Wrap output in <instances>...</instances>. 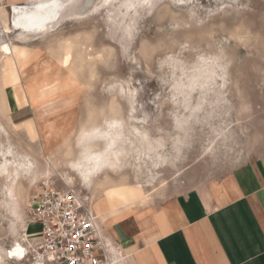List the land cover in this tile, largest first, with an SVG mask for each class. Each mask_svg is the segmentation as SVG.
<instances>
[{
  "label": "rangeland",
  "instance_id": "1",
  "mask_svg": "<svg viewBox=\"0 0 264 264\" xmlns=\"http://www.w3.org/2000/svg\"><path fill=\"white\" fill-rule=\"evenodd\" d=\"M102 2L91 0L85 4L90 7L79 9L80 18L63 21L57 31L20 46L30 58L23 83L35 89L21 115L26 118H10L13 109L2 86L0 62V166L8 149L11 161L28 156L37 169L50 162L58 186L66 187L59 173H67L74 178L72 187L88 197L91 191L70 163L80 154L81 132L105 129L118 119L121 139L129 149L138 147L118 173H110L122 185L121 204L131 201L130 189L140 183L145 204L160 206L182 191H207L238 165L264 156V0H151L147 9L122 8L129 0H110L112 7L94 11ZM122 28L131 29V39ZM7 37L15 40L13 34ZM62 47L76 57L73 72L61 66ZM204 63H215L214 79L201 85L200 77L194 83L197 66ZM54 79L60 91L36 100L40 85ZM188 117L193 119L178 131L177 121ZM31 118L39 131L35 135L28 129L34 119L26 124L27 131L15 124ZM148 140L154 144L149 152L143 149ZM141 149L148 154L136 159L133 153ZM159 161L156 168L153 162ZM43 178L33 181L30 173L21 178V224L9 209L7 180L0 175L3 247L40 229V224H31L29 213L26 226L25 203ZM96 182L95 201L104 193L94 189ZM3 264L28 261L6 259Z\"/></svg>",
  "mask_w": 264,
  "mask_h": 264
},
{
  "label": "crops",
  "instance_id": "2",
  "mask_svg": "<svg viewBox=\"0 0 264 264\" xmlns=\"http://www.w3.org/2000/svg\"><path fill=\"white\" fill-rule=\"evenodd\" d=\"M25 3L0 0V37L9 14ZM26 109L11 110L10 118H26ZM34 118L15 124L27 131ZM145 203L99 215L110 244L107 264H264V156L238 165L207 191H182L160 206Z\"/></svg>",
  "mask_w": 264,
  "mask_h": 264
},
{
  "label": "bare ground",
  "instance_id": "3",
  "mask_svg": "<svg viewBox=\"0 0 264 264\" xmlns=\"http://www.w3.org/2000/svg\"><path fill=\"white\" fill-rule=\"evenodd\" d=\"M90 2L91 0H83L82 2L80 0H30L29 2L28 0L27 4L25 3L20 7H15L14 10L11 12V14H9L11 15L10 19L5 21L4 28L2 27L3 28L2 34L5 37L0 38V62H1L2 78L4 83L3 85L2 84L1 85L2 86L5 85V87L7 88L8 99L10 101V105L12 109L29 104V100L33 99V95L35 91L34 87L31 84L23 83V78L26 73V68L30 58L27 55V52L21 49L20 46L41 40L49 33L57 31L61 27L63 21L80 18L83 15V12H80L79 9L83 8L85 4H89ZM35 4H48L50 5V7H48L47 9L38 10L32 7ZM78 4H82L83 6L78 7ZM29 16H36L38 17L39 20H46V23H39L37 27H32L26 22L25 19L26 17ZM12 21H15V23H13ZM16 23H19L21 27L17 28ZM14 33H16L14 41H12L11 39H6L7 36H9L10 38L11 34ZM5 47H7L8 49L7 51H5ZM62 50H64V52L59 58L61 62V66L63 68L69 69V71L72 68L73 69L78 68L75 62L76 57L73 55V53L67 51L66 48L64 47H62ZM208 63L200 64L197 66L198 72L196 75L193 76L192 79L194 83H196L195 81L197 80L200 81L199 80L200 77H202V80L199 82V84L201 85L207 83L210 80V78L211 79L213 78L214 74L217 72L215 69L216 66L215 63L214 64H208ZM70 72L73 71L71 70ZM203 73L204 74L206 73V75H204ZM76 75L77 74H75V76ZM57 81H58L57 79H54L53 82L50 84L42 83L39 87V96L36 98V100L44 101L46 99H49L53 95H56L61 89L59 84H57ZM214 83L215 82H213V84ZM188 85L190 86V84ZM196 106H199V104ZM28 129L33 135H35L37 132L39 133V131H37L38 128L35 119L33 120V122L30 123ZM123 135H124V131L122 129V123L118 119H115L114 121L110 122L108 127L105 129L100 130L97 126L92 127L90 129L84 128L81 132V140L83 144L80 150V154L75 161L70 162L72 168L74 169L76 174L80 177V180L84 183L86 187L85 189L91 191V195L88 197L93 200L95 197L94 196L95 192L94 191L92 192L94 186L92 183L95 180L96 181L98 180V182L95 183L96 185L94 189L98 190V188H100L104 192L103 198H100L96 201L94 200L93 202V206L98 213V217L99 215H101V213L104 210L106 209L110 210L121 205V199L123 198L122 185L120 183H114L113 179L111 180L110 178V173H118L125 164L126 156L130 154V152L135 153L136 149L138 148L137 146H134L130 148L131 149L130 150L126 146V141L121 139ZM48 138H50L49 134L46 133L45 140H49ZM99 138H102V141H99ZM143 149L145 150L147 149L148 152L154 150L153 142L148 140L147 146ZM143 149L137 152L136 155L133 153L136 159H141V154L146 153V151ZM9 152L11 151L8 149L3 153V156L5 157L4 159L5 161L4 164L2 163L3 165L1 164L2 166H0V175L5 176L7 180L5 186H6V194L9 197V209L12 212V214L15 215L18 220L21 221V224H23V217L21 216L22 210L19 204V199L21 197V190H22L21 178L26 173H30L33 181L37 180L40 175H43L44 178L42 180H46V181L51 180L55 182L53 177H51L53 175L52 174L53 167L50 165L49 162V165H47V167H45L44 169H37L35 167L34 162L30 160L28 156H24L18 161H11L7 156ZM153 152L154 151H152V153ZM161 163L162 162L160 161L155 163L153 162L156 168ZM59 175L60 178L63 180L65 186L72 187L74 185L73 176L67 173L65 174L59 173ZM42 180L35 183V185L31 189L29 198L31 196L32 190L35 187H38V184ZM144 191L145 190L140 185V183L133 185L130 189L131 201L126 204H133L134 202H138V201H141L142 203L145 202L147 200V195L145 194ZM84 197L88 200L93 210L92 203H90L91 202L90 199L85 195ZM29 198L25 203L26 226H27V217L29 212L27 207ZM31 224H35V223H31ZM16 226L17 225H15L14 228H16ZM16 231L18 233V229ZM18 239H16L15 243L10 248H5L0 244V264L5 263L6 259H15V260L25 259L28 261V264H44V261L41 259H38L34 262L26 259L28 245L24 242V240H22L23 242H20V240ZM24 239H25V232H24ZM17 245H19V248L23 249V254L17 256L8 255L9 252L18 251Z\"/></svg>",
  "mask_w": 264,
  "mask_h": 264
},
{
  "label": "built area",
  "instance_id": "4",
  "mask_svg": "<svg viewBox=\"0 0 264 264\" xmlns=\"http://www.w3.org/2000/svg\"><path fill=\"white\" fill-rule=\"evenodd\" d=\"M29 221L40 229L25 233L27 256L44 264H107L110 247L98 215L84 194L42 180L28 202ZM87 225V227H84ZM30 249V250H29Z\"/></svg>",
  "mask_w": 264,
  "mask_h": 264
},
{
  "label": "snow or ice",
  "instance_id": "5",
  "mask_svg": "<svg viewBox=\"0 0 264 264\" xmlns=\"http://www.w3.org/2000/svg\"><path fill=\"white\" fill-rule=\"evenodd\" d=\"M113 5L110 3V0H103L102 3H100L99 8L95 9L94 11H101L104 10L106 8L112 7ZM151 0H129V2L121 5L122 8H128V9H147L149 7H151ZM35 9H47L48 7H50V5L48 4H35L32 6ZM87 7H90V5L85 6V10ZM11 10V8H10ZM26 22L31 25L32 27H37L39 23H46V20H39L38 17L36 16H29L26 17ZM13 23H15V21H12ZM16 27L19 28L21 27V25L19 23H16ZM122 31L125 32L126 36L128 37V39L132 38L131 35V29H121ZM7 47H5V51H7ZM201 60H203V58H201ZM190 109H185V111H189ZM193 119V117H188L186 118L184 121H177V130L178 131H182L188 124V122ZM146 139V137H145ZM8 156H11V152H9L7 154ZM84 227H87V225H84ZM17 249L18 251H13V252H9L8 255L10 256H17V255H22L23 254V249L19 248V245H17Z\"/></svg>",
  "mask_w": 264,
  "mask_h": 264
}]
</instances>
